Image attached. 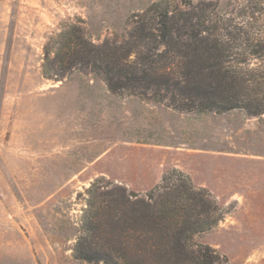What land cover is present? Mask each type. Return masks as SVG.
Here are the masks:
<instances>
[{
  "label": "rangeland",
  "instance_id": "obj_1",
  "mask_svg": "<svg viewBox=\"0 0 264 264\" xmlns=\"http://www.w3.org/2000/svg\"><path fill=\"white\" fill-rule=\"evenodd\" d=\"M160 0H0V264H98L72 257L85 189L96 179L143 195L180 175L219 221L194 236L228 264H264V114L179 111L110 91L89 70L42 74L45 44L74 24L120 44ZM210 2L264 35V0Z\"/></svg>",
  "mask_w": 264,
  "mask_h": 264
},
{
  "label": "trees",
  "instance_id": "obj_2",
  "mask_svg": "<svg viewBox=\"0 0 264 264\" xmlns=\"http://www.w3.org/2000/svg\"><path fill=\"white\" fill-rule=\"evenodd\" d=\"M122 43L92 44L66 24L45 44L42 74H97L107 88L179 111L264 114V35L222 16L210 2L150 4ZM143 195L112 181L85 189L72 257L98 264H228L194 236L221 218L219 207L182 172Z\"/></svg>",
  "mask_w": 264,
  "mask_h": 264
}]
</instances>
